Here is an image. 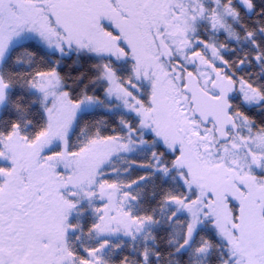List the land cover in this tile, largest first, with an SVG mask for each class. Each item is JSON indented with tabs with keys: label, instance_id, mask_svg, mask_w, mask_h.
Segmentation results:
<instances>
[{
	"label": "snow or ice",
	"instance_id": "6c2138e0",
	"mask_svg": "<svg viewBox=\"0 0 264 264\" xmlns=\"http://www.w3.org/2000/svg\"><path fill=\"white\" fill-rule=\"evenodd\" d=\"M0 264H264V0H0Z\"/></svg>",
	"mask_w": 264,
	"mask_h": 264
}]
</instances>
